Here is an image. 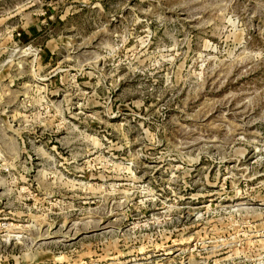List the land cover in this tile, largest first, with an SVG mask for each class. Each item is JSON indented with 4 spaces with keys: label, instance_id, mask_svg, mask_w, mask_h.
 Returning a JSON list of instances; mask_svg holds the SVG:
<instances>
[{
    "label": "rangeland",
    "instance_id": "obj_1",
    "mask_svg": "<svg viewBox=\"0 0 264 264\" xmlns=\"http://www.w3.org/2000/svg\"><path fill=\"white\" fill-rule=\"evenodd\" d=\"M0 264H264V0H0Z\"/></svg>",
    "mask_w": 264,
    "mask_h": 264
}]
</instances>
